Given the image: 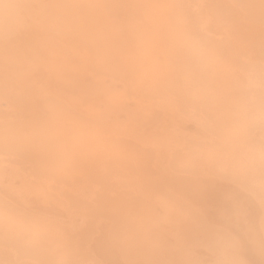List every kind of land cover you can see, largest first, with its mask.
Masks as SVG:
<instances>
[{
    "label": "bare ground",
    "instance_id": "6f19581e",
    "mask_svg": "<svg viewBox=\"0 0 264 264\" xmlns=\"http://www.w3.org/2000/svg\"><path fill=\"white\" fill-rule=\"evenodd\" d=\"M0 264H264V0H0Z\"/></svg>",
    "mask_w": 264,
    "mask_h": 264
}]
</instances>
